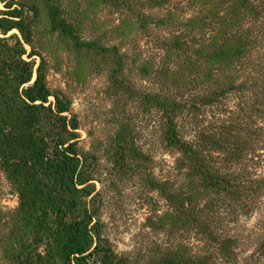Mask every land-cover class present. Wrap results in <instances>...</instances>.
I'll use <instances>...</instances> for the list:
<instances>
[{
  "label": "trees",
  "instance_id": "obj_1",
  "mask_svg": "<svg viewBox=\"0 0 264 264\" xmlns=\"http://www.w3.org/2000/svg\"><path fill=\"white\" fill-rule=\"evenodd\" d=\"M0 3V169L18 196L17 208L0 219V248L11 256L0 258L4 264H264V0ZM89 3L100 7L95 26L111 15L108 34L132 49L121 53L97 35L103 30L83 35ZM41 8L52 33L78 55L106 63L114 89L124 79L125 60L135 54L129 63L137 61L144 83L142 110L155 117L159 144L177 154V173L155 181L168 210L156 222L147 218L149 228L162 226L164 239L152 247L145 242L141 258H117L97 241L98 223L82 200L92 179L77 148L78 124L62 116L70 101L50 91L45 57L34 52ZM13 29L30 53L7 36ZM24 55L40 60L32 84L33 64ZM126 91L135 93L129 86ZM121 142L117 133L116 152L125 162L120 169L133 168L126 159L136 156L150 161L142 149ZM252 217L251 228L242 224ZM14 230L22 234L9 249Z\"/></svg>",
  "mask_w": 264,
  "mask_h": 264
},
{
  "label": "rangeland",
  "instance_id": "obj_2",
  "mask_svg": "<svg viewBox=\"0 0 264 264\" xmlns=\"http://www.w3.org/2000/svg\"><path fill=\"white\" fill-rule=\"evenodd\" d=\"M15 6V5H14ZM100 7H93L89 3L85 14L84 36H91L87 30H103L99 32L105 42H113L119 45L121 53H126L128 46L125 39H119L113 34H108L112 22L111 15L104 14L99 19V26L95 17ZM0 9H4L0 3ZM29 18H33L31 13H26ZM37 40L34 43V52H39L45 57V76L48 88L51 92H61L70 101L68 112L62 114L68 121L77 122L76 134L77 148L82 152V165L92 179L88 182L90 194L82 198L87 203V208L98 223L96 237L99 245L104 251H110L117 258H123L127 253L133 257L141 258V254L146 251L147 242L150 247L163 237L162 226L157 223L149 228L150 223L147 218L156 222V215H160L168 210L165 200L155 188V181L170 179L177 172L174 170L176 152L163 148L155 133V117L148 116L143 112L139 102L138 91L144 85L141 76L136 70V63H129L135 58L133 53L128 61L125 60L124 71H119L124 75L118 89L111 87L108 80L107 65L96 56L90 53L78 55L72 46L66 41L52 33L48 25L45 10L41 8L37 20ZM83 23V24H84ZM14 35L23 44L26 54L31 52L30 46L24 41L21 33L17 29L8 32L7 36ZM69 46V47H68ZM24 59L33 64V79L35 70L40 62L37 55ZM121 80V76H119ZM27 84V85H29ZM25 85V86H27ZM127 86L133 87L135 93L126 91ZM130 89V88H129ZM48 101L54 102L50 96ZM47 105V104H46ZM124 127V133L120 130ZM125 143H131L134 150L142 149L148 156V162H141L138 156L131 163L133 168L128 170L120 169V165L125 163L116 152V134ZM117 153V154H116ZM134 164H142L136 168ZM146 169H144V167ZM18 206V196L15 187L7 180L0 169V208L1 218L10 215ZM82 210V209H81ZM256 217L250 220H243L246 227L252 226ZM159 223V222H158ZM2 221H0V236L2 232ZM167 226V225H165ZM16 239H10V248L15 246V242L21 230L9 231ZM53 239H50L52 242ZM1 245V243H0ZM55 246V245H54ZM149 247V248H150ZM34 248H30L31 253ZM39 253L43 254V247L39 246ZM109 252V253H110ZM103 253L101 252L100 255ZM11 257L3 254L0 248V258ZM1 264H4L0 260Z\"/></svg>",
  "mask_w": 264,
  "mask_h": 264
}]
</instances>
